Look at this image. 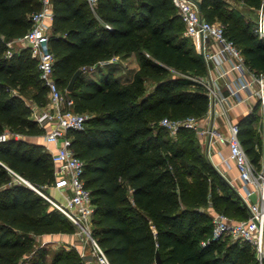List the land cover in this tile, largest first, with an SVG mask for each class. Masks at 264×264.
Returning a JSON list of instances; mask_svg holds the SVG:
<instances>
[{
  "label": "trees",
  "instance_id": "16d2710c",
  "mask_svg": "<svg viewBox=\"0 0 264 264\" xmlns=\"http://www.w3.org/2000/svg\"><path fill=\"white\" fill-rule=\"evenodd\" d=\"M232 1L248 12L264 3ZM50 6L55 81L72 99V110L87 115L84 128L67 136L84 163L92 236L110 263L155 264L158 252L162 264H256L246 243L212 239V210L244 220L241 198L192 130L170 135L159 125L165 117L201 118L209 109L206 89L194 80L207 76V65L184 36L172 0H98L94 10L86 0H50ZM227 6L226 0H201L200 15L223 25L246 66L264 73V39L254 34L255 22ZM41 8V0H0V134L10 133L0 142V264H83L75 249L56 251L48 263L41 236L70 235L75 228L24 182L45 195L55 183L45 145L29 140L45 133L23 96L33 88L30 101L48 102L37 61L27 48L7 45L30 30ZM133 55L138 68L129 69L131 77L116 74L121 65L112 58ZM107 66L113 68L105 72ZM258 120L254 108L238 122L241 145L257 166Z\"/></svg>",
  "mask_w": 264,
  "mask_h": 264
},
{
  "label": "built area",
  "instance_id": "2783aa9c",
  "mask_svg": "<svg viewBox=\"0 0 264 264\" xmlns=\"http://www.w3.org/2000/svg\"><path fill=\"white\" fill-rule=\"evenodd\" d=\"M91 10H94L98 0H86ZM184 25V36L197 37L201 41V55L207 68L213 64L217 78H225L230 72L237 73V88L228 87L230 96H238L239 92H249L258 101L260 132L263 148L259 165H254L247 157L239 140V127L236 123H228L226 132H219L212 124L217 112L216 105L227 102L215 79L205 76L194 79L204 86L209 99V109L206 114L197 118L187 116L181 119L162 118L159 125L170 135L181 129H190L200 139L226 146L229 159L238 170L240 179L244 182V190L240 198L247 208L248 217L244 220H234L222 212H211L212 239L220 241H240L249 245L254 253L256 264H264V73L250 70L239 48L224 35V27L217 22H209L202 18L196 5L190 0H172ZM42 8L31 16L32 26L20 39L7 43L9 48L18 42L19 46L29 50L37 61L39 79L46 87L48 106L43 112L32 110L34 120L45 129L44 143L54 164L55 188L68 190L64 204L56 203L47 195L39 192L53 206L60 210L75 228L73 235L76 243H71L67 249H75L83 264H111L103 249L92 236L93 205L89 190L83 181L84 163L77 158L70 148L69 130H82L87 115L72 110L73 101L55 81L53 75L54 56L50 50L49 37L53 14L50 0H41ZM257 19L254 34L258 39H264V3L256 10ZM106 27H108L106 25ZM11 50L6 51L10 56ZM112 58L111 62L116 61ZM232 61L231 66H225L226 61ZM220 115L226 116L228 111L220 108ZM10 133L0 134V142L6 141ZM26 183V181H24ZM27 184V183H26ZM204 244V243H203Z\"/></svg>",
  "mask_w": 264,
  "mask_h": 264
},
{
  "label": "crops",
  "instance_id": "0c3cea01",
  "mask_svg": "<svg viewBox=\"0 0 264 264\" xmlns=\"http://www.w3.org/2000/svg\"><path fill=\"white\" fill-rule=\"evenodd\" d=\"M201 1V0H200ZM228 2L227 9L228 11L232 8L237 9L241 12V15L245 18V20L254 22V15L256 14V11L248 12V9L246 7L241 6L240 4L235 3L232 0H226ZM189 42L194 50L195 53L201 55V41L197 37L188 38ZM13 46L18 47L19 44L16 42ZM120 62L121 67L119 66L116 70V74H124L125 77H131L130 70L131 69H137L138 64L136 57L130 56L128 58L119 59L117 57L116 61L114 62ZM113 63V62H112ZM232 64V61L228 60L225 62L226 67H230ZM127 67V68H126ZM113 68V66H112ZM111 66H107L104 68V71L107 72L112 69ZM124 69V70H123ZM125 69H128V71L125 72ZM130 69V70H129ZM114 71V70H113ZM118 72V73H117ZM208 76L215 79V84H217L218 88L220 89L221 94L224 97H228L229 91L228 87L231 88H237L238 84V74L234 72H230L228 76L225 78H217V71L213 64L209 65L208 69ZM28 105L32 108L34 111L43 112L45 108L48 106L47 104L43 106H38L34 102L29 101ZM225 108L228 113L226 116H222L219 114L221 111L220 108ZM254 108H257L258 114H259V108H258V101L256 97L253 94H249V92H239L238 96H230L227 100V102L223 103L222 105H216L215 111L217 112L215 119L212 120V124L219 132H226L228 128V123H236L238 124L239 120L249 114ZM260 118L258 122L255 125V128L261 138L262 142V135L260 132ZM198 138V137H197ZM199 139L202 152L206 156V158L209 160V162L213 165V167L217 170V172L224 178V180L233 188V190L240 195L243 193L244 190V182L240 179L238 170L236 169L234 163L229 159L228 150L226 146L221 145L216 142L209 141L208 139ZM30 141L45 145L44 143V135L40 137H34L29 138ZM262 148H263V142H262ZM68 194V190L64 189H58L55 188L54 185L46 188V195L50 197L54 202L64 204L65 202V194ZM58 196L60 201L55 197ZM47 235H43L42 237H46ZM54 236V235H50Z\"/></svg>",
  "mask_w": 264,
  "mask_h": 264
},
{
  "label": "rangeland",
  "instance_id": "374dc122",
  "mask_svg": "<svg viewBox=\"0 0 264 264\" xmlns=\"http://www.w3.org/2000/svg\"><path fill=\"white\" fill-rule=\"evenodd\" d=\"M256 19H257V13L254 15V22H256ZM33 91H34V89L31 88V89H28L24 93L23 96H24V99H25V101L27 103H29V101H30V95L33 93ZM55 197L60 201V199H59V197L57 195ZM53 207H55V206H53ZM75 239H76V237L73 234H70V235H54V236L47 235L46 237H42L40 239V243L42 245L45 244V246H46V248L48 250V258H47L48 263L50 262L52 256L54 255V253L56 251H58L60 249H63V250L64 249H67V247L71 243H73V242L76 243V240ZM229 241H231V240L229 239Z\"/></svg>",
  "mask_w": 264,
  "mask_h": 264
},
{
  "label": "water",
  "instance_id": "95a60500",
  "mask_svg": "<svg viewBox=\"0 0 264 264\" xmlns=\"http://www.w3.org/2000/svg\"><path fill=\"white\" fill-rule=\"evenodd\" d=\"M190 1L193 2L196 5L198 11L200 12V9H201V1L200 0H190ZM78 75H79V72H77V73H75L73 75V77L71 78L70 82L67 85V88H66L67 91H71L73 89L74 82H75V80H76V78H77ZM26 183H27V185L30 188H32V186H31L30 183H28L27 181H26ZM155 264H162V261H161V259L159 257V253L158 252L156 253Z\"/></svg>",
  "mask_w": 264,
  "mask_h": 264
}]
</instances>
